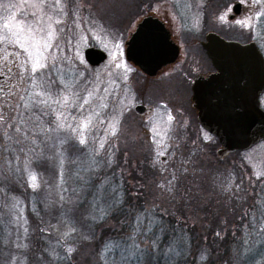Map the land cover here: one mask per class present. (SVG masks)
I'll list each match as a JSON object with an SVG mask.
<instances>
[{"label":"rangeland","instance_id":"1","mask_svg":"<svg viewBox=\"0 0 264 264\" xmlns=\"http://www.w3.org/2000/svg\"><path fill=\"white\" fill-rule=\"evenodd\" d=\"M10 1L14 5V0ZM24 1L26 3L19 7L14 5L15 12L10 13L5 9L7 3L4 4L2 15L0 14V66L12 68L11 73L7 71L4 75V79L7 75H10V79L6 80L7 86L0 94V114L4 117L0 121V142L6 148L5 153L17 154V159L22 157L18 156L14 147L15 142L25 136H28L27 144L33 143L32 152L42 153L35 148L46 147L43 145V141H47L44 133L49 134L50 130L54 133L53 153L75 154L65 144L75 142L81 145V135L85 140L81 146L88 145L95 154L108 155L110 160L120 161L119 154L128 149L121 158L120 173L135 169L136 171L131 172L140 176L139 166L157 165L159 168L155 173L163 174L162 180L158 176L151 183L150 197L142 199L144 195L140 188L134 191V202L141 199L144 203L145 212L139 216L142 224L144 218L153 216L148 214L150 210L164 215L169 212L171 217L180 215L182 207L179 206L184 199L178 197L177 192L183 188L176 186L179 181L186 180L194 188L205 187L201 191L207 198H213L214 192H218L217 197L222 198L214 200L220 206L227 202L225 206H228L229 214L222 218L212 216L209 224H205L202 210L199 213L197 209H193L192 215L187 212L190 217L180 219L183 220L180 226L186 230L189 222L188 231L195 233L194 238L202 243L205 242L206 234L210 235L209 249L212 251L221 247V251L228 255L238 240H241V247L246 245L245 237L251 233L247 225H255L256 230L264 227L261 224H264V176L259 175L264 172V142L249 150L229 154L218 162L216 151L219 145L216 139L200 127L196 114L191 110L188 109L192 116L185 119L183 130H175V125L164 115V108L170 104L169 96L173 94L170 90L173 89V80L164 75L149 81L124 57V42L141 15V10L131 12L135 10L137 1L123 0L128 11L122 10V4L118 5L116 0H59V3L57 0H34L32 3L31 0H23V3ZM180 1L182 3L185 0ZM236 2L241 3L242 11L239 16L230 20L229 16L234 15L232 6ZM211 3L207 0H195L193 22L198 27V41L203 40L202 33L205 30L243 43L255 41L264 58V0L260 3L255 0H212ZM176 7L181 8L183 5ZM221 16L224 17L223 20L220 19ZM238 21L241 23H237ZM5 25L8 27L5 28ZM49 31L52 32L51 39L48 38ZM13 33H18V36ZM17 38L32 52L33 59L39 58L46 65L44 69L37 73L31 72L28 53L11 42ZM198 41L180 44L181 53L194 56V64L205 59ZM45 43L49 47L45 48ZM88 46L97 47L106 53V60L97 67L89 66L84 60L83 51ZM5 56L6 61L3 60ZM21 73L24 80L20 78ZM33 80L42 87H35ZM166 81L168 82L165 83ZM48 85H51V101L48 104L35 103L29 99V93L43 91ZM21 96L26 99L21 100ZM63 97H67V100L62 103L55 102ZM139 100L155 103L156 109L151 116L147 115L143 119L136 116L133 108ZM184 100L185 98H181V102ZM25 103H29L30 107L26 108ZM260 105L264 110V93ZM186 106L189 107L187 100ZM58 123L64 127L57 128ZM29 125L32 130L28 129ZM17 128H20L19 132L16 131ZM131 156L137 162L129 170L126 161ZM163 158L165 161H162ZM44 165L47 166L45 162ZM31 168L28 163L23 169L30 173ZM36 177L38 187L35 189L45 186L43 180ZM222 178L227 180L222 181ZM28 180L30 181V175ZM163 181L166 183H162ZM223 182L226 189L221 192L219 187ZM131 184L137 185L141 182L132 180ZM64 186L66 185L63 184L61 189ZM51 188L53 193L50 197L62 200L60 194L58 195L60 184L51 181L48 189ZM69 188L66 187V191ZM239 193L252 198L247 207L240 208L244 214L242 216L239 211L230 210L232 203L225 199L226 195H230L237 200ZM46 197L51 200L47 202L52 204L53 200L49 195ZM66 198L69 201L72 195L66 193ZM235 220L241 224L240 232L235 226ZM232 222L234 225H231ZM119 230L124 231L117 228L116 232ZM94 250L95 245L76 250V264H94Z\"/></svg>","mask_w":264,"mask_h":264},{"label":"trees","instance_id":"2","mask_svg":"<svg viewBox=\"0 0 264 264\" xmlns=\"http://www.w3.org/2000/svg\"><path fill=\"white\" fill-rule=\"evenodd\" d=\"M28 129L32 130L31 125ZM53 136L51 130L49 134L44 133L47 141H43V145L46 147L35 148L42 152L40 154L33 153V143L27 144L28 136L22 137L19 142H15L14 147L18 156H22L18 159L15 157L17 154L5 153L6 148L0 142V188L4 189L0 192V264H9L11 257L22 260L23 264H76V250L94 245V264L264 262V227H258L260 232L257 233L255 225L248 224L251 233L245 237L246 245L241 247V240H238L227 255L221 251V247L214 251L209 249L210 235L206 234L204 243L194 238L195 233H190L187 229L189 222L186 230L180 226L183 224L180 219L190 217L187 212L192 215L193 209H197L199 213L202 210L205 224H209L212 216L222 218L228 215L229 209L225 206L227 202L220 206L214 200L222 198L217 197L218 192H214L213 198H207L201 191L205 187L194 188L186 180L179 181L176 187L183 190L177 192L178 197L184 199L179 206L182 207L180 215L171 217L169 212L164 215L150 210L148 214L153 216L144 218L142 224L139 216L145 212L144 203L141 199L134 202V191L140 188L144 195L142 199L150 197L151 183L158 176L162 180L163 176L155 173L159 168L157 165L139 166L140 176H137L136 172H131L136 171L135 169L130 170L133 163L137 162L131 156L126 161V167L130 171L120 173L119 164L128 149L121 152L120 161H116L110 160L108 155L95 154L88 145L81 146L71 142L65 144V147H69L75 154L62 155L53 153ZM55 155L58 157H54ZM28 163L32 166L29 172L39 176L45 186L38 189L30 186V173L23 169ZM132 180L141 184H131ZM225 180L227 178H222V181ZM51 181L60 184L58 195L60 194L62 200L50 197L53 193L52 188L48 189ZM63 184L66 186L61 189ZM220 185L221 192L225 191V182ZM66 187H70L69 191H66ZM66 193L72 195L69 201ZM46 195L53 200L52 204L47 202L51 200ZM225 197L232 203L230 210L239 211L241 216L244 214L240 208L247 207L252 199L241 193L237 200L230 195ZM13 204L15 208H11ZM235 222L240 232L241 224L236 220ZM261 224L264 225L263 222ZM231 225H234L233 222ZM73 228L75 232L71 231ZM117 228L124 231L116 232ZM140 229L144 230L140 232ZM65 232L69 233L66 238L62 235ZM17 243H23L27 247L17 248ZM68 247H73L75 251L68 253Z\"/></svg>","mask_w":264,"mask_h":264},{"label":"water","instance_id":"3","mask_svg":"<svg viewBox=\"0 0 264 264\" xmlns=\"http://www.w3.org/2000/svg\"><path fill=\"white\" fill-rule=\"evenodd\" d=\"M239 9L240 4H235L234 14ZM157 26L154 19L144 18L125 43L126 61L149 77L173 63L179 52L167 31L163 29L162 35ZM154 29L155 34L147 33ZM203 49L216 72L194 80L192 100L200 127L216 138V154L223 160L264 142V110L259 102L264 91V58L255 42L226 40L216 33L206 36ZM83 57L91 67L107 58L104 51L91 46L84 49Z\"/></svg>","mask_w":264,"mask_h":264},{"label":"flooded vegetation","instance_id":"4","mask_svg":"<svg viewBox=\"0 0 264 264\" xmlns=\"http://www.w3.org/2000/svg\"><path fill=\"white\" fill-rule=\"evenodd\" d=\"M136 1L137 4H135L134 6L135 10L134 11L132 10L131 12L135 13L138 10H141L140 12L141 15L139 21L135 24L134 30L144 18L149 17L151 19H154L156 21V25L158 24L160 26V27L157 26L159 27L158 28L159 33L163 35L162 30L165 29L167 31L169 41L178 47L179 52L176 60L173 63L163 66L159 71H157L156 75L153 77L147 76L139 68L133 66L129 62L128 63L131 66H133V68H135L140 74H142L149 81H154L155 79L164 75L169 76L168 78L169 80H173L171 81L173 83L172 85L173 89L170 88L173 94L169 96L170 104H167L168 106L164 108L166 110V113H164V115L167 116V118L171 117V123L175 125L174 128L176 131H178L179 128L180 130L181 128L183 130L185 119L187 117L192 116L191 113L188 111V109L191 110L194 114H196V119H197V110L195 109L194 102L192 100V95H193L192 86L194 80L202 77L205 78L211 75L212 73L216 72V70L213 68L211 64V61L208 59L203 49V43L206 41V36L209 33H215V32L212 31L206 32L205 30L202 33V37H203L202 41L201 40L198 41V39L196 38V29L198 27L196 23L193 22V17L196 7L195 0H185L182 3H180L181 2L180 0H136ZM32 2H34V0H31V3ZM115 2H118V5H120L119 3H121L122 6L121 5L120 6L122 7V10L125 9V11H128V6L125 4L123 0H116ZM207 2L211 3L212 0H207ZM25 3L26 1H24L23 3V0L21 1L18 0L17 3L14 0V5L17 7ZM237 3L240 4L239 12L238 14L230 15L229 16L230 20H233L234 16H239L241 14L242 5L240 2H236L233 4L232 12L234 13L233 7ZM4 4H6L5 9H7L8 13L15 12L14 10L15 6L11 3L10 0H0L1 15ZM178 5H183V7L177 8L176 6ZM210 5H212V3ZM185 13L186 16H184ZM134 30L128 33L127 40L129 39L131 33L134 32ZM156 31L157 29H154V31H147V33L149 32V34H155ZM217 35H219L220 37L226 40L238 41L237 39L229 38L228 36H224L220 34ZM186 38H188V41L186 40ZM127 40L124 42V57H125V43L127 42ZM196 41H198V44L201 46V49L203 50L205 55V59H201V62L199 61L198 64H194L193 55L181 53L182 48L180 46V44H187ZM248 42H255V41H248ZM5 74H7V68H5L4 74L0 75V83H4L6 80L10 79V75H7V78L4 79ZM167 82L168 81H166L165 83ZM262 95L259 97L260 103H261ZM181 98H185V100L181 102ZM186 100L189 103V107L186 106ZM149 102H147L146 100L143 101L139 100L134 105L133 110L138 118L143 119V117H146L147 115L151 116L153 114V111L154 109H156V106L155 103L151 101ZM138 106H141V108H137ZM162 161H165V158H163Z\"/></svg>","mask_w":264,"mask_h":264},{"label":"snow or ice","instance_id":"5","mask_svg":"<svg viewBox=\"0 0 264 264\" xmlns=\"http://www.w3.org/2000/svg\"><path fill=\"white\" fill-rule=\"evenodd\" d=\"M256 3H260L261 0H255ZM57 3H59V0H57ZM221 20L224 19L223 16L220 17ZM237 23H241L240 21H238ZM8 25H5V28H7ZM13 35H17L18 36V33H13ZM52 37V32L49 31L48 32V38L51 39ZM12 43H15V44H18L22 49H24L25 52L28 53V58H29V62H31V72L32 73H37L38 70L40 69H44L46 67V65L44 63L41 62V60L39 58H35L33 59V54L32 52L28 51V47H25L24 43L21 42V40L19 38H17L16 40L14 41H11ZM39 42H37L38 44ZM36 45H30V47H35ZM44 47L47 48L49 47V45L47 43L44 44ZM118 47V46H117ZM39 55H42V53H40ZM3 60H7V56L3 57ZM7 71L9 73L12 72V68L11 67H7ZM5 72V67L4 66H0V75H3ZM21 80H24L25 77L24 75L21 73ZM33 85H35V87L37 88H40L42 87L41 84L37 83L35 80L32 81ZM46 83V82H45ZM7 86V82L5 81L4 83H0V94L3 93V90L4 88ZM51 85H48L47 88H45L43 91H39V92H35V93H29V99H31L32 101H34L35 103H39V104H48L50 101H51V97L49 96V89H50ZM11 94V92L9 93ZM37 97H48V99H40V100H37L36 98ZM21 100H25L26 98L24 96H21L20 97ZM67 100V97H63L62 100H57L55 101L56 103H62L63 101H66ZM87 99H85V103H87ZM25 107H30V104L29 103H25ZM4 119L3 115L0 114V121H2ZM58 120L60 119V117L57 118ZM169 120H171V117H169ZM86 126V125H85ZM64 125L63 124H60L58 123L57 124V128H63ZM17 132L20 131V128H17L16 129ZM75 131V129H74ZM113 131H115V129H113ZM79 143L81 145H83L85 143V140L83 139L82 135H81V138L79 139ZM103 146V145H101ZM163 153H161L162 155ZM30 181H31V184L30 186L35 189L38 187V185L36 184V175L34 173H30ZM260 176H264V172H261L259 173ZM171 183V181L169 182ZM4 189L0 188V192H2ZM11 208H15V204L11 205ZM27 231V229H25V232ZM72 232H75V228L71 229ZM65 238L68 237L69 233L68 232H65L62 234ZM17 248H25L27 247V245L23 244V243H17ZM75 249L73 247H68L67 248V252L68 253H72L74 252ZM9 264H23V261L22 260H17L16 257H11L10 258V261H9Z\"/></svg>","mask_w":264,"mask_h":264}]
</instances>
